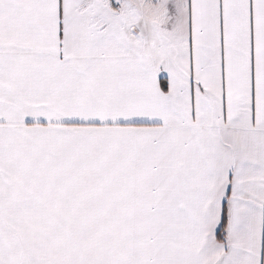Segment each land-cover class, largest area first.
<instances>
[{
	"label": "snow or ice",
	"instance_id": "obj_1",
	"mask_svg": "<svg viewBox=\"0 0 264 264\" xmlns=\"http://www.w3.org/2000/svg\"><path fill=\"white\" fill-rule=\"evenodd\" d=\"M0 264H264V0H0Z\"/></svg>",
	"mask_w": 264,
	"mask_h": 264
}]
</instances>
